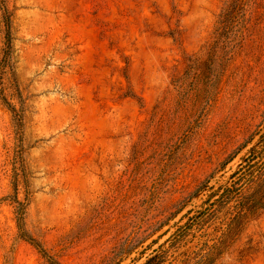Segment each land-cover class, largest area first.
<instances>
[{
  "label": "rangeland",
  "instance_id": "rangeland-1",
  "mask_svg": "<svg viewBox=\"0 0 264 264\" xmlns=\"http://www.w3.org/2000/svg\"><path fill=\"white\" fill-rule=\"evenodd\" d=\"M251 171L264 0H0V264H264Z\"/></svg>",
  "mask_w": 264,
  "mask_h": 264
},
{
  "label": "trees",
  "instance_id": "trees-1",
  "mask_svg": "<svg viewBox=\"0 0 264 264\" xmlns=\"http://www.w3.org/2000/svg\"><path fill=\"white\" fill-rule=\"evenodd\" d=\"M10 37V35H9ZM251 162V161H250ZM250 162L248 165L243 167L244 169H249ZM242 168V169H243ZM240 175L241 173H236ZM244 175H248V171L243 173L239 176L238 180H242ZM249 182L245 184H240L238 180L232 185L231 187L225 188V190L219 195L215 201L212 202L211 207H207L203 212V218L206 216L207 219H213V214H217L220 211L226 210L229 220L226 222L227 226L225 229L224 235L227 234L229 230H233L239 223L240 219L243 217L244 213L248 208L257 207V208H264V199L262 198V194L264 191V172L260 174H256L255 171L250 172ZM207 183V182H206ZM206 184L202 185L204 187ZM199 188V190H201ZM219 203V204H216ZM178 211L175 213L177 214ZM19 220H20V229L22 231V236L36 245L40 251L48 258L51 264H63L54 256L50 255L46 249L40 244V242L31 235L26 229L23 227V220H24V204L20 203L19 207ZM205 220V221H206ZM223 244V242H222ZM221 242L218 245H215L212 249V256L215 257L220 253Z\"/></svg>",
  "mask_w": 264,
  "mask_h": 264
}]
</instances>
